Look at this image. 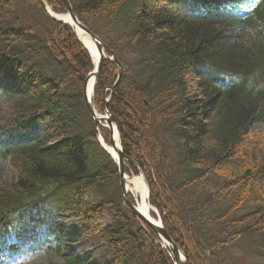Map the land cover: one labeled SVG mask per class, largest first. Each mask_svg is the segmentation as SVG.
Returning a JSON list of instances; mask_svg holds the SVG:
<instances>
[{
    "label": "trees",
    "instance_id": "16d2710c",
    "mask_svg": "<svg viewBox=\"0 0 264 264\" xmlns=\"http://www.w3.org/2000/svg\"><path fill=\"white\" fill-rule=\"evenodd\" d=\"M222 1L70 3L123 67L108 109L187 264H264V0L244 21L190 13ZM47 3L65 12L62 0ZM91 69L38 0H0V158L17 174L12 190L0 185V232L23 218L36 225L40 205L58 241L60 262L47 264H172L121 203L85 104ZM116 78L104 60L96 109Z\"/></svg>",
    "mask_w": 264,
    "mask_h": 264
},
{
    "label": "water",
    "instance_id": "95a60500",
    "mask_svg": "<svg viewBox=\"0 0 264 264\" xmlns=\"http://www.w3.org/2000/svg\"><path fill=\"white\" fill-rule=\"evenodd\" d=\"M64 5H65V8H66V11L67 13L70 15L71 19L73 20V22L75 24H77V26L83 30L90 38L91 40L94 41V43L96 44V47H97V51H98V54H99V61H98V64H97V69H96V72L94 73V82H93V85H92V90L94 89V86H95V82L98 78V75H99V72L101 70V65H102V61L104 58H106L104 56V52H103V45L101 44V42L91 33L89 32L85 27H83L77 20L73 10L71 9L70 7V4H69V1L68 0H62ZM113 61L115 62V64L117 65L118 67V77H117V82L119 81V79L121 78V75H122V67L120 66V64L117 62V60L113 57ZM88 79L89 77L85 80L84 82V85H83V88H84V91H85V97H86V100H87V106L89 108V111L93 117V120H94V123L96 125V128L98 126V123L99 121L101 120H104L107 125L110 127L111 126V122L115 124L116 126V129H118V126H117V123L115 121V119L110 116V119H103L101 117H96V115L94 114L93 112V106H92V94H90V97L91 98H87V86H88ZM117 84V83H116ZM114 87L111 88V90H113ZM107 105L104 104V107H106ZM111 143H112V140H111ZM124 162H128V163H131L133 164L132 161H130L129 159H127L123 153H122V150L118 152V170H119V176H120V180H119V184H120V188H121V193H122V200H123V203L124 205L129 209V211L134 215L136 216L138 219H140L141 221H143L147 226H149L155 233L157 234H160L165 241H167L170 245H171V252H172V256H173V259H174V264H186L185 262V258L184 256L182 255L183 257V261H179V256H181V252L179 251L178 247L172 242V240L165 234L164 230L161 228V227H158V226H154L153 224L147 222L138 212L137 210L134 208V206L131 204V202L128 200L127 198V195H126V186H125V179H124V174H125V170H124Z\"/></svg>",
    "mask_w": 264,
    "mask_h": 264
},
{
    "label": "bare ground",
    "instance_id": "6f19581e",
    "mask_svg": "<svg viewBox=\"0 0 264 264\" xmlns=\"http://www.w3.org/2000/svg\"><path fill=\"white\" fill-rule=\"evenodd\" d=\"M47 9L50 11V8L47 7ZM58 20H61L62 22L71 25L79 40L89 49L91 55L93 56L94 63L97 61V50L95 47V44L91 39L82 32L70 19V17L67 14H61V15H54ZM93 82V77L90 78L88 83V92L90 93L91 85ZM112 130V138H113V145H107L103 144L105 150L110 154V156L117 161L118 158V152L120 150L119 146V140L117 137V132L115 130L114 125L111 126ZM128 187L127 192L131 194L137 203V210L149 221H151L154 224H158V218H155V210L151 208L149 203L147 202V189L143 182V179L138 176H132L131 178L127 179ZM166 245V244H165ZM179 261H182V257H179Z\"/></svg>",
    "mask_w": 264,
    "mask_h": 264
},
{
    "label": "rangeland",
    "instance_id": "374dc122",
    "mask_svg": "<svg viewBox=\"0 0 264 264\" xmlns=\"http://www.w3.org/2000/svg\"><path fill=\"white\" fill-rule=\"evenodd\" d=\"M138 113V111H137ZM141 121V120H140ZM139 121V123H141ZM14 172L9 166L8 162L0 161V184L4 187L10 188L13 183ZM10 244L12 243L10 239ZM16 254L11 258L7 264H44L50 259H55L52 252H47L43 249H36L35 252Z\"/></svg>",
    "mask_w": 264,
    "mask_h": 264
}]
</instances>
